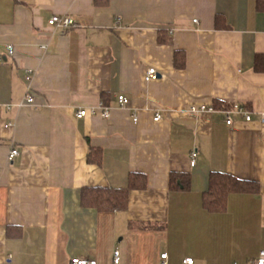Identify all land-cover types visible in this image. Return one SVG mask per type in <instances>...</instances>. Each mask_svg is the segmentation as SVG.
<instances>
[{
	"label": "crops",
	"instance_id": "1",
	"mask_svg": "<svg viewBox=\"0 0 264 264\" xmlns=\"http://www.w3.org/2000/svg\"><path fill=\"white\" fill-rule=\"evenodd\" d=\"M55 14L75 24L51 27ZM217 15L228 28L216 27ZM165 33L171 38L160 43ZM176 50L186 54L184 68L174 66ZM258 54L264 10L256 0H0V264H72L77 256L116 264L115 250L118 264L257 257L264 249ZM150 67L158 74L147 81ZM118 95L130 103L120 106ZM215 100L244 105L251 119L232 113L228 125L219 111L191 110ZM81 109L88 111L77 117ZM12 148L19 154L11 163ZM91 151L101 152V165L88 160ZM133 171L148 181L130 192L126 209L81 205L82 187L124 188ZM171 171L188 173L189 187L171 188ZM212 171L258 189L232 192L226 210L208 211Z\"/></svg>",
	"mask_w": 264,
	"mask_h": 264
},
{
	"label": "trees",
	"instance_id": "2",
	"mask_svg": "<svg viewBox=\"0 0 264 264\" xmlns=\"http://www.w3.org/2000/svg\"><path fill=\"white\" fill-rule=\"evenodd\" d=\"M111 0H93L96 6H107ZM256 9L264 10V0H256ZM217 28H228L224 16L217 15L215 19ZM169 34L159 35V42L166 43L170 40ZM186 64V54L183 50H176L174 53V66L184 68ZM256 69L264 68V56H256ZM105 103V99L104 102ZM216 109H229V105L222 101L215 100ZM102 154L100 151H91L88 160L101 165ZM147 175L141 172H130L128 186L124 188H114L110 186H84L80 192V203L84 206H93L99 211L124 210L128 206L129 195L132 190H142L147 186ZM169 185L171 188L189 187L188 173L171 171L169 175ZM258 189V184L252 180L240 179L232 173L212 171L210 173L209 188L203 193V205L211 212H223L226 210L228 195L232 192H253Z\"/></svg>",
	"mask_w": 264,
	"mask_h": 264
},
{
	"label": "built area",
	"instance_id": "3",
	"mask_svg": "<svg viewBox=\"0 0 264 264\" xmlns=\"http://www.w3.org/2000/svg\"><path fill=\"white\" fill-rule=\"evenodd\" d=\"M48 24L51 27L54 28H60V29H66L71 27L72 25L75 24L74 18H72L70 15H59V14H55L52 17L49 18L48 20ZM14 45H9L7 46V51L9 54H13L14 52ZM2 62V58H0V63ZM157 70L155 67H150L147 70L145 79L147 81L151 80L152 78L157 77ZM28 81L31 80L32 78V71H28V76L26 77ZM30 90V84H28V95L26 100L29 102L33 101V96L29 93ZM118 102L120 106H127L130 103V99L125 96V95H118ZM191 110L193 111H219L220 113H222L225 116V121L228 125H232L233 124V118H232V113H237L240 115H244L246 120H250L251 119V115L249 114L250 112L245 108L244 105H241L239 103H234L232 105L231 108L229 109H216L213 106H205V105H200V106H192ZM87 109H81L77 112L76 116L77 117H82L87 113ZM102 116L105 118L109 117V109L106 106L102 107ZM264 116V115H263ZM160 118V115L158 113L155 114L154 116V120H158ZM135 120L137 119L136 117L134 118ZM19 154V151L17 148H12L8 154V161L12 163L13 158ZM190 156V160H191V164L194 165L196 162V156L197 152L196 151H192ZM113 261L114 263L118 264L120 262V251L119 250H115L114 251V255H113ZM167 254L163 253L161 255L162 258H166ZM185 263L187 264H192L193 263V259L191 257L186 258ZM71 263L72 264H97V261L95 259H88V258H84V257H72L71 259ZM7 264V263H6ZM248 264H264V249H261L259 251V254L257 257H255L254 259H251V261H249Z\"/></svg>",
	"mask_w": 264,
	"mask_h": 264
}]
</instances>
